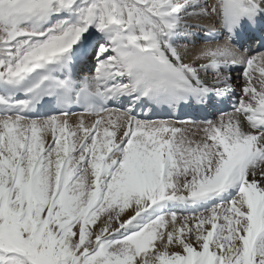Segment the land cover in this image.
I'll list each match as a JSON object with an SVG mask.
<instances>
[{
    "label": "snow or ice",
    "instance_id": "obj_1",
    "mask_svg": "<svg viewBox=\"0 0 264 264\" xmlns=\"http://www.w3.org/2000/svg\"><path fill=\"white\" fill-rule=\"evenodd\" d=\"M0 264H264V0H0Z\"/></svg>",
    "mask_w": 264,
    "mask_h": 264
}]
</instances>
